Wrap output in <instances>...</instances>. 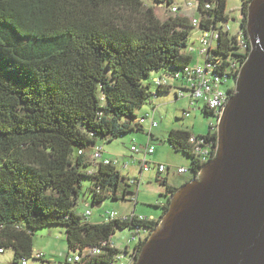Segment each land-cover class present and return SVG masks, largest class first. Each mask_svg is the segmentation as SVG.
<instances>
[{
  "label": "trees",
  "instance_id": "1",
  "mask_svg": "<svg viewBox=\"0 0 264 264\" xmlns=\"http://www.w3.org/2000/svg\"><path fill=\"white\" fill-rule=\"evenodd\" d=\"M250 2L243 0L241 8L244 32ZM150 3L171 8L175 0H0V251L13 250L12 264L33 260L35 233L47 227L65 228L71 252L99 247L125 230L141 228L149 236L157 227L160 219L137 217L93 224L76 210L85 178L94 185L92 206L107 198L134 202L138 180L89 155L102 142L144 133L137 111L151 101L152 87L170 92L153 76L173 75L194 62L187 54L191 20L177 15L162 21ZM197 3L203 29L229 21L226 0ZM206 3L212 10L205 11ZM215 54L223 60L221 73L230 62L246 60L230 33L222 34ZM203 112L214 116L207 107ZM191 135L173 130L167 142L198 174L203 165ZM201 137L215 142L216 126ZM115 252L104 248L76 264H108Z\"/></svg>",
  "mask_w": 264,
  "mask_h": 264
},
{
  "label": "water",
  "instance_id": "2",
  "mask_svg": "<svg viewBox=\"0 0 264 264\" xmlns=\"http://www.w3.org/2000/svg\"><path fill=\"white\" fill-rule=\"evenodd\" d=\"M245 32L215 154L170 195L136 264H264V0L249 3Z\"/></svg>",
  "mask_w": 264,
  "mask_h": 264
},
{
  "label": "rangeland",
  "instance_id": "3",
  "mask_svg": "<svg viewBox=\"0 0 264 264\" xmlns=\"http://www.w3.org/2000/svg\"><path fill=\"white\" fill-rule=\"evenodd\" d=\"M226 1L227 15L229 17L228 24L231 28L232 34L235 35L242 31L240 18L243 0ZM144 2L148 4L149 0H144ZM189 2L195 5L197 0H175L174 4L175 6L180 7L182 10L178 15L187 17L190 20V15L188 14L187 16L185 14L187 12L185 9ZM150 6L154 8L157 17L162 21L176 16V14L174 15L170 13L168 10L169 7L167 5H156L154 3H150ZM191 12H194V15H196L195 17L200 18L199 14H196V11ZM198 35H200L198 29L194 30L189 39L191 44L196 40ZM162 74H155L153 77L159 78V76L161 77ZM150 81V79H146L145 84H148ZM169 83L171 85L181 84V82L172 79H169ZM231 85H235V81H232ZM173 89H171L168 94H158L157 88L152 87L154 96L151 98V101L148 102L142 109L137 111V115L139 117H144L147 114L150 116L144 125L150 130H153V133H155V139L153 141L149 139L151 141V145H154L156 149L155 155L152 157L149 156L148 158V162L152 167L151 171L143 172L141 174L140 165L139 163H135L134 159L143 161V155H136L131 152V147L133 145H137L138 147L146 145L148 138H150V134L131 133L119 140H115L110 144H107L106 142L101 143L103 145V149L105 148V157L117 160L119 163L117 167L119 169H121L123 165L126 166V168L124 166L123 169L120 170L122 171L121 174H124L126 178H130L132 181L137 178L138 186L135 184L133 187L134 193H137V205H135L134 202L131 203V201H128L130 199L123 200L121 198L119 201H114L111 198H107L104 200L103 206L101 208L92 206L94 197L91 189L94 187V185L90 179L85 178L83 180V195L79 201V205L76 207V210L79 214L83 215L87 209L85 204L88 203L90 205L89 209L92 212V216L88 219L89 222L93 224L105 222L107 212L117 213L122 218L127 217L126 215L136 214L138 217L145 219L159 220L160 216L162 215V210L158 205L160 203L159 201L162 200V194L165 196V193H162V188H165L159 184V181H161L162 178H165V176L159 177L161 179L157 180L156 171L154 169L155 163H161L172 167L171 174L169 175V182L177 188H180L188 180L193 179L194 176L192 173L179 175L178 169H190L192 163L190 158L186 157L184 154L175 153L174 150L171 149L169 143L166 142L167 134L176 126L180 127L185 124V126H188L193 130L194 134L205 136L209 133L210 127L216 126L217 129L218 117H216V119L213 115H205L203 112L205 109V103L202 101L195 102L194 105H190V100L187 97L183 99L179 98L177 100L175 98V90ZM183 110L191 111V114L188 118L184 116ZM152 120H155V122L158 124L157 128H152ZM94 152L89 155L90 159L92 158ZM126 164H129V166L127 167ZM165 191H167V188ZM121 196L122 191H120V197ZM134 207L136 211L133 210ZM130 233V230L118 232L114 236V240L119 245L123 246V237L128 238ZM34 253H43L45 257L43 260H29L28 264H66L67 257L69 255L71 257L74 256V253L71 252L68 247L65 228L58 226L47 227L35 233ZM13 258V250H6L3 254H0V264H12Z\"/></svg>",
  "mask_w": 264,
  "mask_h": 264
},
{
  "label": "built area",
  "instance_id": "4",
  "mask_svg": "<svg viewBox=\"0 0 264 264\" xmlns=\"http://www.w3.org/2000/svg\"><path fill=\"white\" fill-rule=\"evenodd\" d=\"M212 4L206 3L205 11L212 10ZM188 11H196L197 14L199 13L198 3L194 5L193 3L189 2L185 9ZM171 14H176V16L181 12V8L178 6H172L169 8ZM187 12L185 13L187 16ZM200 16V15H199ZM242 11H241V18L242 19ZM187 18V17H186ZM193 27L198 29L200 35L196 37V40L191 44L189 43L187 48V54L191 55L194 58V62L187 66L183 71L174 73L173 75H165L161 78H156L154 82L156 83L157 87H163L166 89L175 88L177 89V97L178 98H189L190 105H194L195 102L202 101L205 103V107L211 110L215 117H218V121L220 115L226 105L228 98L231 94H229V90H233L235 92V85H231L232 81L236 80L238 71L243 63L238 64L234 62H230V66L227 67L228 70H225L224 73L218 72V67L222 65V58L215 53L219 49L220 38L222 34L230 33L231 35V28L228 22L219 23V24H211L209 29H203L201 27L202 20L198 17H190ZM212 19L211 16H208L207 19ZM213 21V19H212ZM237 40V46L240 49V52L244 57L248 56L250 42L242 30L234 35ZM199 44V47H198ZM235 74L233 80H231V76ZM169 79L181 82L178 87H174L169 83ZM233 92V93H234ZM232 93V94H233ZM191 111H185L184 116L189 117ZM150 116L147 114L145 117L140 119L141 124H145L147 119ZM217 119V118H216ZM217 121V123H218ZM157 127V123L152 120V128ZM215 128V127H214ZM190 144L193 147V153L198 156L201 161V164L204 165L208 161L212 159L215 154V147L216 141L213 143H208L204 138H200V136H191L190 137ZM155 146L147 144L142 147H138L137 145H133L131 147V152L136 155H143V161H140V168L143 172H149L151 170V164L148 162L147 158L154 154ZM104 149L101 146H98L95 149V152L90 159L91 162L96 164L104 163L105 165H119L117 160L112 158H105L104 157ZM126 168V166H125ZM154 169L158 174V177L165 176L170 172L171 168L164 164H155ZM188 169L180 168L178 169L179 175L187 174ZM164 178H162L163 180ZM136 199H134V202ZM135 204V203H134ZM86 211L83 214L86 218L92 216V212L89 209L90 205L85 204ZM129 217L132 219L137 217L139 221L146 220L145 218L138 217L136 215H130L124 217L123 219L127 220ZM117 213L114 212H107L106 213V222L111 220L120 219ZM130 236L128 238L123 237L124 245H119L115 240L114 236L111 237L109 240L103 242L99 247L93 248H78L73 251L74 256H68L66 262L68 264H76L80 263L84 258L98 256L102 254V249H110L115 252L114 259L110 261L108 264H136V254L137 248L140 243H143L148 239V231L142 230L141 228H136L130 231ZM134 243V244H133ZM145 243V242H144ZM0 253H3L1 250ZM45 255L43 253H33L32 259L33 260H43ZM29 260L23 261L22 264H28Z\"/></svg>",
  "mask_w": 264,
  "mask_h": 264
},
{
  "label": "crops",
  "instance_id": "5",
  "mask_svg": "<svg viewBox=\"0 0 264 264\" xmlns=\"http://www.w3.org/2000/svg\"><path fill=\"white\" fill-rule=\"evenodd\" d=\"M191 13V14H190ZM187 14H189L190 16H192V17H195L196 15H194V12H191V11H188L187 12ZM197 14V13H196ZM174 87H178V85H173ZM173 90H175V98L178 100L179 98L177 97V89H173ZM181 99H183V98H181ZM184 112H185V110H183V114H184ZM155 121V120H154ZM147 124V123H146ZM157 127H158V124H157ZM156 127V128H157ZM155 128V127H154ZM173 130H182V131H188V132H190L192 135H196V134H194V132H193V130L191 129V128H189L188 126H185V124H183L182 126H176L174 129H172V130H170L169 132H168V134H167V139H168V136H169V133L171 132V131H173ZM144 133H148V134H151L152 136H153V139H155L154 137H155V133H153V130H150L148 127H146V126H144ZM196 136H200V135H196ZM150 138H148V142L146 143V145L147 144H150L151 143V141H153L152 139H151V141L149 140ZM167 139H166V142H167ZM145 146V145H144ZM104 151H105V148H104ZM155 153H156V150H155V152H154V154L153 155H151V157L152 156H154L155 155ZM105 156H106V153H105ZM104 156V157H105ZM105 158H107V157H105ZM143 158H144V156H143ZM149 158V157H148ZM148 158H147V160H148ZM113 159V158H112ZM133 159V158H132ZM140 161L141 160H139V159H134V162L135 163H139V165H140ZM155 161V160H154ZM155 163V162H154ZM153 164V163H152ZM156 164V163H155ZM154 164V165H155ZM158 164H161V163H158ZM127 165V167L129 166V164H126ZM125 165H123L122 167H121V169H123V167H124ZM168 166V165H167ZM95 167V166H94ZM170 167V166H169ZM170 168H172V167H170ZM120 169V170H121ZM185 169H187V168H185ZM95 170V168H92L90 171H94ZM151 170H152V168H151ZM150 170V171H151ZM140 171H141V168H140ZM122 172V171H121ZM143 173V171H141V174ZM171 174V170H170V172L166 175V180H167V185L165 186L163 183H162V179L161 178H159L158 177V174H157V172H156V178H157V180L158 179H161V181H159V184L162 186V187H164L165 189H163L162 188V193H165V196H163V194H162V200L161 201H159L160 203H159V207H161V210H162V215H163V207L164 206H166V204L169 202V199H170V196L169 195H171V193H169V191H168V188H177L176 186H174V185H172V184H170V182H169V175ZM122 176H124L125 177V175L124 174H122ZM126 178V177H125ZM126 179H130V178H126ZM135 179H137V178H135ZM190 180H188L187 182H189ZM186 182V183H187ZM166 188H167V191H168V193H167V191H165L166 190ZM168 194V195H167ZM164 197V198H163ZM137 198V197H136ZM131 203H133V202H131ZM137 205V204H136ZM134 211H136L135 210V207H134V209H133ZM136 215V214H135ZM126 216H130V215H126ZM137 216V215H136ZM161 217V216H160ZM147 219V218H146ZM160 219V218H159ZM154 221H158V220H154Z\"/></svg>",
  "mask_w": 264,
  "mask_h": 264
},
{
  "label": "bare ground",
  "instance_id": "6",
  "mask_svg": "<svg viewBox=\"0 0 264 264\" xmlns=\"http://www.w3.org/2000/svg\"><path fill=\"white\" fill-rule=\"evenodd\" d=\"M191 136H196V135H191ZM188 173H192L190 170L188 171ZM193 174V173H192ZM195 174H193V176H194ZM194 178V177H193Z\"/></svg>",
  "mask_w": 264,
  "mask_h": 264
},
{
  "label": "flooded vegetation",
  "instance_id": "7",
  "mask_svg": "<svg viewBox=\"0 0 264 264\" xmlns=\"http://www.w3.org/2000/svg\"><path fill=\"white\" fill-rule=\"evenodd\" d=\"M138 256V253L136 254V257Z\"/></svg>",
  "mask_w": 264,
  "mask_h": 264
}]
</instances>
